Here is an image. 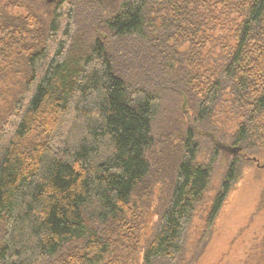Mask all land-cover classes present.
Masks as SVG:
<instances>
[{"label":"trees","instance_id":"trees-1","mask_svg":"<svg viewBox=\"0 0 264 264\" xmlns=\"http://www.w3.org/2000/svg\"><path fill=\"white\" fill-rule=\"evenodd\" d=\"M2 78L0 264H198L264 159V0H0Z\"/></svg>","mask_w":264,"mask_h":264},{"label":"rangeland","instance_id":"rangeland-1","mask_svg":"<svg viewBox=\"0 0 264 264\" xmlns=\"http://www.w3.org/2000/svg\"><path fill=\"white\" fill-rule=\"evenodd\" d=\"M8 81L6 78L0 79V91ZM261 163L264 164V159ZM223 174V168L215 169L205 194L206 203L195 212L187 239L189 252L195 251L205 231L210 200L217 193ZM236 176L212 223L198 264H264V169H259L255 162L247 160ZM161 195L156 192L150 199L152 211L145 217V232L157 220L153 211L158 207Z\"/></svg>","mask_w":264,"mask_h":264},{"label":"flooded vegetation","instance_id":"flooded-vegetation-1","mask_svg":"<svg viewBox=\"0 0 264 264\" xmlns=\"http://www.w3.org/2000/svg\"><path fill=\"white\" fill-rule=\"evenodd\" d=\"M246 159L255 162L256 166L258 165V162H259V164H262L261 163L262 161L260 159H258L257 157H256L257 161H255L253 157H250V158L249 157H246Z\"/></svg>","mask_w":264,"mask_h":264},{"label":"water","instance_id":"water-1","mask_svg":"<svg viewBox=\"0 0 264 264\" xmlns=\"http://www.w3.org/2000/svg\"><path fill=\"white\" fill-rule=\"evenodd\" d=\"M49 2H54V1H57V0H48ZM255 161H257L256 158H254ZM258 168L260 169H264V165H260L259 162H258V165H257Z\"/></svg>","mask_w":264,"mask_h":264}]
</instances>
